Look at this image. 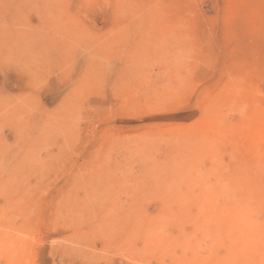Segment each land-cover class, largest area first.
<instances>
[{
  "label": "rangeland",
  "instance_id": "1",
  "mask_svg": "<svg viewBox=\"0 0 264 264\" xmlns=\"http://www.w3.org/2000/svg\"><path fill=\"white\" fill-rule=\"evenodd\" d=\"M0 264H264V0H0Z\"/></svg>",
  "mask_w": 264,
  "mask_h": 264
},
{
  "label": "bare ground",
  "instance_id": "2",
  "mask_svg": "<svg viewBox=\"0 0 264 264\" xmlns=\"http://www.w3.org/2000/svg\"><path fill=\"white\" fill-rule=\"evenodd\" d=\"M107 196V195H106ZM105 198V197H104ZM93 204V203H92ZM213 220V219H212ZM9 243H11V241L9 242ZM11 258V257H10ZM18 259V258H17ZM12 260H15L14 258L12 259Z\"/></svg>",
  "mask_w": 264,
  "mask_h": 264
}]
</instances>
